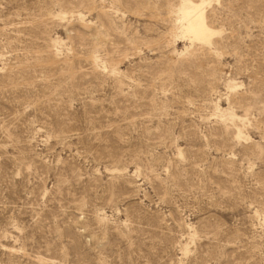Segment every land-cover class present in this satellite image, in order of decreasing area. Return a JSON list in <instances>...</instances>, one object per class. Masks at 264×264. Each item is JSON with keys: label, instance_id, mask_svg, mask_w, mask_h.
I'll return each mask as SVG.
<instances>
[{"label": "rangeland", "instance_id": "rangeland-1", "mask_svg": "<svg viewBox=\"0 0 264 264\" xmlns=\"http://www.w3.org/2000/svg\"><path fill=\"white\" fill-rule=\"evenodd\" d=\"M180 1L0 0V264H264V0Z\"/></svg>", "mask_w": 264, "mask_h": 264}, {"label": "bare ground", "instance_id": "bare-ground-1", "mask_svg": "<svg viewBox=\"0 0 264 264\" xmlns=\"http://www.w3.org/2000/svg\"><path fill=\"white\" fill-rule=\"evenodd\" d=\"M212 1H214V0H197V1L182 0L179 2L177 10L174 11L175 16H174V20H173L174 21L173 29L177 31V33L175 34V37H178L182 40L187 41L189 46H190V49L197 44L201 45V46H206V47L211 46L213 43V38L215 36L218 37L221 33V31L215 30L214 28L210 27L209 24L207 23V20H206V18H207L206 17V8L211 4ZM215 1H217V0H215ZM76 18H77V21L83 26H87L90 24L87 20H85L84 16H82L81 14H78ZM63 19H64V16L61 18V20H63ZM98 62L99 61L95 58L93 61V65H97ZM113 73H114V70H113ZM219 108H220L219 106H216L217 110ZM216 109H215V111H216ZM220 113H221V111H220ZM220 113L218 112V114H220ZM227 113H228V111H227ZM232 114H229L226 116H227V119L232 122V127L234 128V131L236 133V138L238 141H240L244 138L243 128H244L245 124H244V122H242L241 119L239 120L237 117H235L234 114L233 115ZM226 116H224V115L220 116L219 115V118L221 117V120L223 121V120H226L225 119ZM230 121H229V123H231ZM226 125H228V123H226ZM262 223L264 226V218H263ZM190 240H193V235L190 236ZM187 246H188V243H187ZM183 252H184V254L188 252V249L186 246L183 249Z\"/></svg>", "mask_w": 264, "mask_h": 264}]
</instances>
